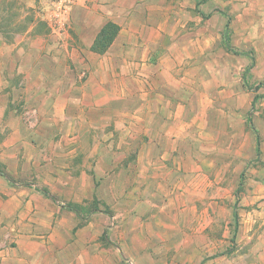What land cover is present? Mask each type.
<instances>
[{
    "label": "crops",
    "instance_id": "crops-1",
    "mask_svg": "<svg viewBox=\"0 0 264 264\" xmlns=\"http://www.w3.org/2000/svg\"><path fill=\"white\" fill-rule=\"evenodd\" d=\"M21 1L29 7L39 3L47 5L42 15L53 19L54 23L49 24L52 31L65 32L67 26L76 34L77 42L72 39L76 44L72 46L68 40L55 39L52 33L39 35L38 32L39 36L30 44L31 54L14 64L13 74L24 87L11 89L21 92L27 109L14 119L11 112L7 114L4 127L15 130L0 139V264H118L125 255L133 257L135 264H200L216 250V239L198 231L201 218L194 204L198 198L185 190L191 187L189 190L195 194L205 188L200 186L199 167L194 163L193 154H184L177 148L181 138L178 128L180 133L183 130L177 113L188 111L191 103L176 101L182 93L177 88L154 90L156 94H153L151 81L155 82L163 74H170L173 80L176 77L160 66L163 58L151 64L145 62L151 52L161 46L164 33L184 25H178L179 20L168 23V27L154 22L146 11L149 2L145 0H49V4L48 0ZM183 5L181 0L180 6ZM178 9L169 11L173 20L186 14L184 9ZM2 20L0 12V24ZM107 22L118 25L119 32L104 53L92 52L90 47ZM33 28L31 26V30ZM46 30L50 32L49 28ZM142 31L150 34L139 35L142 41L137 44L138 37L134 33ZM2 43L0 41V51L7 45ZM181 44L179 40L172 48ZM196 46L192 43L191 51L187 48L190 55L195 56ZM4 59L7 56L0 55V126L7 110L11 93L7 88L12 78L3 69ZM64 59H71L74 69ZM77 79L82 82L80 86ZM34 80L42 88L33 89ZM138 80L145 83L143 88L138 87ZM166 95L173 96V102L162 104ZM115 101L125 106L115 108L112 105ZM29 102L42 103V111L46 112L42 120L59 123L61 129L72 123L79 124L86 134L62 135L58 140L54 132L47 136L37 134L42 125L38 120L28 121L27 115L36 112ZM163 111L173 112V119L162 117ZM73 112L77 114L73 116ZM91 114H96V120ZM121 114L126 116V123L119 124L115 115ZM106 118L108 121H104ZM173 125L176 132L171 128ZM165 126L169 127L168 132ZM100 127L112 131L94 135V129ZM121 128L127 130L125 136L119 134ZM26 129L30 135H26ZM80 142L91 144L84 156L95 159L92 169L87 171L81 167L66 171L56 167L57 156L75 153ZM164 144L170 145V155L173 153L176 158L180 156L183 163L191 164L190 170L180 172V180L173 179L174 163L166 165L169 159L162 149ZM130 148H135L131 168L130 164L108 166L117 156L122 159L129 156ZM41 159L45 160L42 166ZM62 174L77 178L61 183L57 176ZM165 190L168 206L176 208V213L183 216L178 223L181 230L176 233L179 243L176 239L173 251L165 241L161 242L167 234L160 235L159 212L148 214L149 208H159L160 202L165 201L166 197L161 199ZM189 196L193 198L192 203L186 202ZM63 201L75 207L87 205L89 209L85 214L71 210L61 212L57 204ZM115 207L128 208L130 213L120 217ZM188 208L192 214L183 215ZM149 224L155 227L150 228ZM151 234L155 238L149 237ZM252 236L248 237L250 241ZM243 238L241 234L240 240ZM254 250L260 264H264V240L257 243ZM208 264H217V261L213 259Z\"/></svg>",
    "mask_w": 264,
    "mask_h": 264
},
{
    "label": "rangeland",
    "instance_id": "rangeland-1",
    "mask_svg": "<svg viewBox=\"0 0 264 264\" xmlns=\"http://www.w3.org/2000/svg\"><path fill=\"white\" fill-rule=\"evenodd\" d=\"M145 1L149 2L146 11L150 13V19H153L154 22L165 23L168 27V23L173 24L179 20L178 25H184L181 28L177 27L174 31L164 33L161 46L151 52L145 62L151 64L159 58H163L161 59L163 63L160 66L167 72L171 71L172 75L177 78L175 81L171 79L170 74H163L155 82L151 81L153 94H156L154 90L167 91L177 88L182 90V93L179 97L181 99L176 98V101L185 104L191 103L192 106L188 111L185 109L177 113L183 122L182 132H179V128L177 132L181 135L177 148L184 154L191 152L195 158L194 163H198L200 186L205 189L195 194L189 190L191 187L185 191L193 193L194 197L198 198L194 204L197 214L199 213L201 218V224H198L199 233L213 235L216 239L214 245L216 250L209 257H205L201 263L208 264L210 260L215 259L217 264H260L259 256L254 254L256 250L253 252L252 249L257 243L264 240V0H182L183 6H180L181 0ZM159 1H162V4ZM47 2L50 3L49 0ZM46 6L39 3L34 7H29L21 0H0V12L3 13L4 21L2 22L5 25L0 30V41L3 42L2 45L7 44L4 46L5 49L2 47L0 55L7 56V59L3 61V69L10 76L12 75L9 88H7L11 93L7 110L2 117L3 121L8 119L9 112L14 119V116L21 115L27 109L24 108L21 92H17L16 89L12 91L11 88L24 87V83L21 84L18 77L13 74L15 72L13 68H15V62H22V57L30 53L32 39L39 35L52 33L55 35V39L70 42L75 39L77 42L76 34L71 32L67 26L65 32L55 33L52 31L49 24L54 23L53 19H45V15H42V10ZM179 7L184 9L186 14L173 20L172 13L169 11ZM227 18L229 20L228 37L233 48L237 51L250 52L254 58V67L246 76L248 88L243 86L242 75L251 60L249 57L227 52L222 44ZM31 26L34 27L33 30H31ZM48 28L50 32L46 30ZM134 34H137V44H139L142 41L139 35L147 37L150 33L142 31L139 34ZM178 39L183 42V45L172 48L173 44L179 41ZM192 43L197 45L195 56L189 53ZM70 44L76 45L74 42ZM189 47L190 51L187 50ZM165 58L167 60L174 59V63L164 60ZM64 60L74 69L71 59ZM77 83H79L78 79ZM127 83V85L130 84L128 81ZM144 84L142 80H138L139 88H143ZM258 84H260V89L255 92L254 88ZM32 85L33 89L42 88L41 84L39 85L35 80ZM255 95L260 98L252 109V100ZM154 98L158 99L159 97L155 96ZM173 98V96L166 95L165 99L161 100L162 104L173 102ZM140 102L143 103V98L140 99ZM41 104V102H29L30 108H35L36 112L31 111L27 115L28 121L38 120L42 125L41 127L38 125L39 132L37 134L47 136L54 132V138L57 140L62 135H82V132L86 134L79 124L74 126L75 124L72 123L71 126L61 129L59 123L50 124L48 121L47 123L42 120L46 112L42 111ZM112 105L118 108L125 106V103L115 101ZM76 114L73 112V116ZM92 115L93 120H96V114ZM105 115L109 116L107 113ZM110 115L112 116V114ZM161 115L167 120H172L174 113L163 111ZM115 116L119 120V124L126 123L125 119L127 118L124 114ZM248 119H251L254 130L260 139L258 158L255 153L256 134L250 127ZM106 120L107 118L104 121ZM5 121L0 126V139L13 134L12 132L15 130V128L4 127ZM28 121L26 124L29 125ZM16 128L18 129L19 126ZM171 128L176 132L174 125ZM94 131V135L108 134L112 129L100 127L95 128ZM165 131L168 132L169 127L165 126ZM25 132L26 135L31 133L28 129ZM119 134L125 136L127 130L121 128ZM90 146L91 144L80 142V145H76L75 153L70 156L63 154L57 156L56 167L66 171L68 168L84 167L89 171L96 163L95 159H85L84 153H87ZM122 147H125V151L128 152L126 145ZM169 147L170 145L167 144L162 146L169 159L166 165L169 167L174 163L172 167L175 171H173L175 173L173 179L177 177L176 179L180 180L182 179L180 172L183 169L186 172L190 170L191 164L189 166V161L183 163L182 158L176 152L174 154L179 158H176L173 153L170 155ZM133 149L135 150V148L129 149V156L126 155L123 159L117 156L108 166L116 168L130 164L131 168L133 166ZM44 162L45 160H40L41 166ZM241 174L243 183L239 187ZM39 177L41 178V176ZM57 178L63 183L72 181L77 176L62 174ZM20 183L28 184V182ZM43 191L47 193L45 189ZM161 196H163L161 199L167 196L166 190ZM164 200V202H160L159 208H149L148 214L155 215L159 212L160 235L167 234L166 238L162 236L161 239L164 238V240L161 242L165 241L169 249L173 251L172 245L176 247V243H179L176 233L181 230V225L178 223L180 217L183 216L176 213V208L168 206L167 197ZM192 200L193 198L189 196V200L186 202L192 203ZM67 205H71L70 202L63 201V204L58 203L57 207H61L59 208L61 212H67ZM88 207L84 205L77 209L80 214L81 212L85 214ZM114 211L120 217L128 216L130 213L128 208L115 207ZM234 213L237 214L236 219ZM187 214L191 215L192 210L186 209L183 215ZM149 227L154 228L155 225L149 224ZM241 234L244 235L242 240H240ZM249 234L254 235L251 241L248 238L251 237ZM151 236L155 238L152 234L149 235V237ZM202 242L203 240L200 239L199 243ZM118 264H135V260L133 261V257L125 255L120 258Z\"/></svg>",
    "mask_w": 264,
    "mask_h": 264
},
{
    "label": "trees",
    "instance_id": "trees-1",
    "mask_svg": "<svg viewBox=\"0 0 264 264\" xmlns=\"http://www.w3.org/2000/svg\"><path fill=\"white\" fill-rule=\"evenodd\" d=\"M4 21V19L2 20ZM228 26H229V20L227 18V22L225 24V31L222 35V44L224 49L227 52H231L234 55L237 56H245V57H249V59L251 60L250 65L245 69L243 75H242V83L244 87L248 88V82L246 79L247 74L249 73V71L254 67V58L252 57V53L250 52H242V51H237L233 48V46L230 43V39L228 37ZM3 27H5L4 22H1L0 24V29L2 30ZM23 30V29H22ZM119 32V27L118 25H116L113 22H107L106 24L103 25V27L100 29V31L97 33L91 47L90 50L92 52L95 53H99L102 54L106 51V49L108 48V46L113 42L114 38L117 36ZM260 89V84H258L255 88L254 91L257 92ZM260 97L258 95H255L253 100H252V109L254 108V104L255 102L259 99ZM249 125L252 128V130L255 132L256 137H255V153L257 158L259 157L260 154V139L258 137V134L256 133V131L254 130V127L251 123V119H248ZM243 180H242V174L240 175V182H239V187L242 185ZM44 192V191H43ZM45 193V192H44ZM47 194V193H45ZM67 210H71L74 212H77L76 214H78L79 209H77V207L73 206V205H67L66 207ZM235 214V219L237 218V214ZM202 264V263H200Z\"/></svg>",
    "mask_w": 264,
    "mask_h": 264
}]
</instances>
